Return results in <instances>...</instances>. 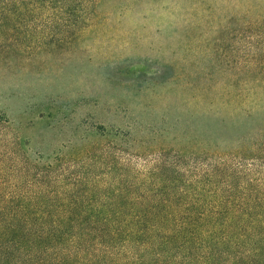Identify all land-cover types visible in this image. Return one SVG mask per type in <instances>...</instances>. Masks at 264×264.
Wrapping results in <instances>:
<instances>
[{"label": "trees", "instance_id": "trees-1", "mask_svg": "<svg viewBox=\"0 0 264 264\" xmlns=\"http://www.w3.org/2000/svg\"><path fill=\"white\" fill-rule=\"evenodd\" d=\"M73 1L0 0V34L76 13ZM249 11L232 91L199 96L229 120L193 116L177 149L159 133L137 152L155 157L142 168L123 158L130 140L107 132L105 180L51 175L43 157L0 166V264H264V0Z\"/></svg>", "mask_w": 264, "mask_h": 264}, {"label": "rangeland", "instance_id": "rangeland-1", "mask_svg": "<svg viewBox=\"0 0 264 264\" xmlns=\"http://www.w3.org/2000/svg\"><path fill=\"white\" fill-rule=\"evenodd\" d=\"M258 1L75 0L76 13L0 34V166L43 157L51 175L105 180L107 132L130 140L123 158L142 168L155 157L137 152L159 133L177 149L193 116L229 120L199 96L232 91Z\"/></svg>", "mask_w": 264, "mask_h": 264}]
</instances>
